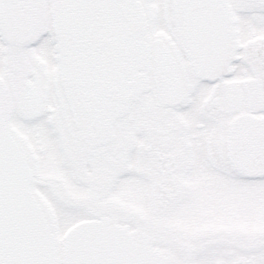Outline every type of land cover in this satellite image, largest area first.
<instances>
[{"label": "snow or ice", "instance_id": "1", "mask_svg": "<svg viewBox=\"0 0 264 264\" xmlns=\"http://www.w3.org/2000/svg\"><path fill=\"white\" fill-rule=\"evenodd\" d=\"M0 264H264V0H0Z\"/></svg>", "mask_w": 264, "mask_h": 264}]
</instances>
